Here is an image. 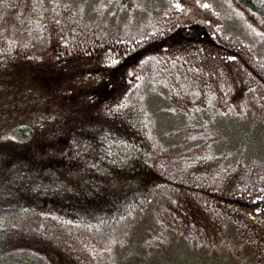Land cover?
Returning <instances> with one entry per match:
<instances>
[{"label":"rangeland","instance_id":"rangeland-1","mask_svg":"<svg viewBox=\"0 0 264 264\" xmlns=\"http://www.w3.org/2000/svg\"><path fill=\"white\" fill-rule=\"evenodd\" d=\"M0 46L12 55L0 130L79 107L114 112L111 126L148 146L149 190L112 217L46 220L57 247L80 264H264L258 13L239 0H0Z\"/></svg>","mask_w":264,"mask_h":264},{"label":"trees","instance_id":"trees-1","mask_svg":"<svg viewBox=\"0 0 264 264\" xmlns=\"http://www.w3.org/2000/svg\"><path fill=\"white\" fill-rule=\"evenodd\" d=\"M239 1L258 13L264 24V0ZM9 54L0 46V60L11 58ZM113 67H105L106 79L95 80L102 95L111 94L115 87H108L117 73L110 72ZM47 69L44 66L36 72L47 77ZM8 73L5 68L3 75ZM75 109L60 108L47 114L29 111L23 121L10 118L1 126L0 264H80L57 247L51 238L56 230L45 221L60 217L83 223L112 217L140 190H149L143 158L148 146L138 141L130 121L136 138L128 140L111 126V120L118 123L113 120L114 112L102 116L90 109L86 111L92 115H88Z\"/></svg>","mask_w":264,"mask_h":264}]
</instances>
